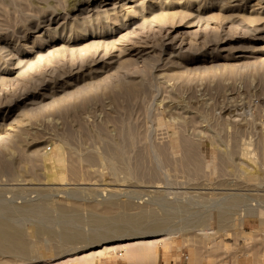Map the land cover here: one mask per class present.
Masks as SVG:
<instances>
[{
    "label": "rangeland",
    "instance_id": "obj_1",
    "mask_svg": "<svg viewBox=\"0 0 264 264\" xmlns=\"http://www.w3.org/2000/svg\"><path fill=\"white\" fill-rule=\"evenodd\" d=\"M1 224L0 264H264V0H0Z\"/></svg>",
    "mask_w": 264,
    "mask_h": 264
},
{
    "label": "bare ground",
    "instance_id": "obj_2",
    "mask_svg": "<svg viewBox=\"0 0 264 264\" xmlns=\"http://www.w3.org/2000/svg\"><path fill=\"white\" fill-rule=\"evenodd\" d=\"M38 208V207H37ZM140 216H142V215H139V217ZM101 218V217H100ZM140 218H142V217H140ZM119 219H121V218H119ZM127 222L126 223H128V224H132V225H138L139 226V222L140 221H138L137 220V218L136 217H131V218H126L125 219ZM165 222V221H164ZM143 223V222H142ZM98 224L100 225V224H102L100 221L98 222ZM7 226V225H6ZM5 226V224H4V227H6ZM111 226V225H110ZM156 226V225H155ZM0 227H3V225L1 224L0 225ZM4 227H3V229H4ZM108 227V226H107ZM6 229V228H5ZM100 229V228H99ZM103 229V228H102ZM101 230V229H100ZM8 231V230H7ZM5 231V230H1L0 229V247H2L3 249H7V251H9L10 249L9 248H7V247H9L10 245L9 244H11V242H9V244L7 245L4 241H6L7 239H9L10 238V240H12V239H15L17 236H14L13 234H10V232L8 231ZM162 234H164V233H162ZM168 234V233H167ZM13 235V236H12ZM159 235H161V234H159ZM82 235H81V233L80 232H70V233H67V235H65V237H66V239H72V238H74V237H81ZM13 237V238H12ZM142 238V237H141ZM166 236L163 238V237H161V238H158V239H156V240H150V241H148V242H150L152 245L151 246H153L154 244H159V243H163V242H166ZM14 241V240H13ZM15 242V241H14ZM143 242H144V240H140V241H136V242H131V243H127V244H125V245H121L122 247H126L127 249L129 248V247H136L137 248V250H141V249H144L145 251V253L143 254V256L142 257H148V256H150V255H152V253L150 252V250H151V248H150V246H145L144 248H141V247H139V245H141V244H143ZM6 245H5V244ZM12 246H13V251H16V252H19V253H17V254H19L20 255V253H24V245H19V244H16V243H14V245L13 244H11ZM163 245V244H162ZM109 249L107 248V247H104L102 250H99V251H94V252H91V253H89V254H84V255H82V256H77V257H75V258H69L67 261H74V260H77L78 262H82L81 264H90L91 263V261L93 260L94 261V259H96V257H101V255H104V254H106L107 253V251H108ZM6 251V252H7ZM10 251H12V250H10ZM5 252V253H6ZM138 252V251H137ZM9 253H11V252H9ZM16 254V253H15ZM21 254V255H22ZM155 254V253H154ZM22 256H26V254L24 253V255H22ZM92 261V262H93ZM66 262V261H65Z\"/></svg>",
    "mask_w": 264,
    "mask_h": 264
}]
</instances>
